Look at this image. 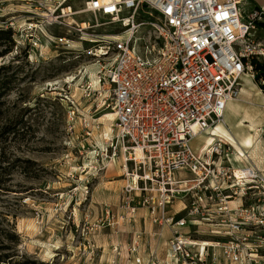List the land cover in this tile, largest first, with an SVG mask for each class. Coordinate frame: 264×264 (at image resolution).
<instances>
[{
  "label": "built area",
  "instance_id": "1",
  "mask_svg": "<svg viewBox=\"0 0 264 264\" xmlns=\"http://www.w3.org/2000/svg\"><path fill=\"white\" fill-rule=\"evenodd\" d=\"M245 1L0 0V29L12 30L16 52L20 45L29 55L51 46L81 52L87 41L94 43L88 53H110L99 77L116 116L107 151L123 157L124 207L134 215L144 206L159 227L148 233L146 262L139 248L147 240L134 237L132 264H264V169L248 153L230 164L221 139L202 155L193 145L223 119L242 77L255 78L254 61L264 57L257 40L264 7L245 14ZM78 15L109 17L119 33L97 35L99 24Z\"/></svg>",
  "mask_w": 264,
  "mask_h": 264
},
{
  "label": "rangeland",
  "instance_id": "2",
  "mask_svg": "<svg viewBox=\"0 0 264 264\" xmlns=\"http://www.w3.org/2000/svg\"><path fill=\"white\" fill-rule=\"evenodd\" d=\"M251 1L240 5L245 14L253 8ZM77 18L99 24L93 27L97 35L119 33L109 17ZM257 40L264 46V32L257 31ZM6 46L9 42L0 38V52ZM93 46L85 41L81 52L51 46L49 53L29 55L22 45L16 52L13 40L12 51L0 56V264H109L117 255L120 264H132L134 237L147 240L159 228L144 206L138 205L134 215L124 207L123 157L107 151L105 141L116 116H108L114 112L110 92L99 79L112 57L88 53ZM257 61L264 63V57ZM251 84L260 94L242 91L237 100L249 110L259 105L264 115V91L244 75L242 85ZM244 114L231 121L224 115L222 121L234 129L238 119L246 120ZM208 134L193 141L194 149L204 146ZM226 144L230 164L240 165L236 150ZM182 207L176 201L172 211ZM199 227L207 231L206 225ZM169 235L164 229L163 254ZM193 235L211 238L203 232ZM146 242L139 248L144 262L151 253Z\"/></svg>",
  "mask_w": 264,
  "mask_h": 264
},
{
  "label": "crops",
  "instance_id": "3",
  "mask_svg": "<svg viewBox=\"0 0 264 264\" xmlns=\"http://www.w3.org/2000/svg\"><path fill=\"white\" fill-rule=\"evenodd\" d=\"M251 5L252 7L258 8L264 7V0H252ZM258 30L260 32H264V27H259ZM248 87L252 86L250 85ZM254 88L257 90L255 86ZM258 107L259 105L256 107H251L252 109L249 111V113H246V115L244 114V117L247 120L246 125H239L241 120L244 121L242 118H240L234 124H232L234 129L227 127L234 136V142L230 141L229 139L227 140L240 152L242 150L247 151L252 163L257 167L264 169V115H261ZM246 108L247 107L242 106V101L234 100L229 102L225 112V119H229L230 121L233 118L236 119L237 114L244 112ZM249 137L253 138L251 144L248 143ZM197 149L198 151L202 152V148Z\"/></svg>",
  "mask_w": 264,
  "mask_h": 264
},
{
  "label": "bare ground",
  "instance_id": "4",
  "mask_svg": "<svg viewBox=\"0 0 264 264\" xmlns=\"http://www.w3.org/2000/svg\"><path fill=\"white\" fill-rule=\"evenodd\" d=\"M245 77H250V75H248V74H246L245 75ZM251 78V77H250ZM97 82V81H96ZM251 86L252 87H247V86H243V92L245 91L246 93L247 92H249L250 93V91H253L254 92V90H255V88H254V85L253 84H251ZM260 94V92L258 91V90H255V95H259ZM234 100H237V98L236 99H234ZM234 100H232V101H234ZM239 101V100H238ZM242 101V100H241ZM231 102V101H230ZM249 109L248 108H246L245 109V113H249ZM114 115V119H115V114H114V112H113V114H111V113H108V116L109 117H112ZM113 119V120H114ZM246 123H247V120H244V121H240L239 122V125H241V126H244V125H246ZM248 128V127H247ZM251 130V129H250ZM208 131H210V132H208ZM206 133H204V134H202V135H199V136H203V135H205V134H207V133H209L208 134V136L205 138V141H206V143L204 144V146L202 147V152L201 151H199V153H201V155L204 153V152H209V151H211V149L213 148V146H214V143L218 140V139H221V140H223V141H226V143H230L227 139H229L230 141H233L234 142V136L232 135V133L229 131V129L227 128V126H225V122L224 121H222V119L221 120H219L217 123H215L209 130H208ZM198 136V137H199ZM252 140H253V138L252 137H249L248 138V143L249 144H251L252 143ZM231 144V143H230ZM233 146V148L236 150V153L234 154V157H235V159H240V157L241 156H245L246 155V151L245 150H242L241 152L234 146V145H232ZM196 150V149H195ZM240 173L238 172V175H239Z\"/></svg>",
  "mask_w": 264,
  "mask_h": 264
},
{
  "label": "trees",
  "instance_id": "5",
  "mask_svg": "<svg viewBox=\"0 0 264 264\" xmlns=\"http://www.w3.org/2000/svg\"><path fill=\"white\" fill-rule=\"evenodd\" d=\"M258 27H264V23H259ZM0 34H1L0 38L5 39L6 41L9 42V46H6L5 50L0 52V56H2L3 54L12 51L13 39H12V32L10 30L0 29ZM254 64L256 70L255 79L259 84V86L261 87V89L264 91V83L262 81L264 80V63L254 61ZM1 90L2 89H0V94H1Z\"/></svg>",
  "mask_w": 264,
  "mask_h": 264
}]
</instances>
